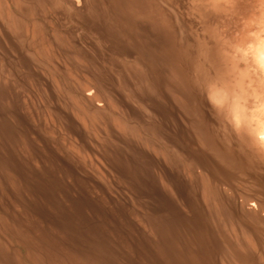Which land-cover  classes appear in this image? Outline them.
<instances>
[{
  "label": "rangeland",
  "instance_id": "obj_1",
  "mask_svg": "<svg viewBox=\"0 0 264 264\" xmlns=\"http://www.w3.org/2000/svg\"><path fill=\"white\" fill-rule=\"evenodd\" d=\"M258 51L264 0H0V264H264Z\"/></svg>",
  "mask_w": 264,
  "mask_h": 264
},
{
  "label": "bare ground",
  "instance_id": "obj_2",
  "mask_svg": "<svg viewBox=\"0 0 264 264\" xmlns=\"http://www.w3.org/2000/svg\"><path fill=\"white\" fill-rule=\"evenodd\" d=\"M77 3V2H76ZM196 19V18H195ZM160 21V20H159ZM263 47V46H262ZM258 48V47H257ZM256 48V49H257ZM235 50V49H234ZM257 53H259V56L260 57H262V55L264 56V53H262V52H260V51H258ZM262 122V121H261ZM261 124H263V123H261ZM260 128V127H259ZM255 131H257V130H255ZM260 132V131H259ZM257 134V133H256ZM258 140L259 141H261V143H262V145H263V147H264V126L262 127V125H261V132L259 133V135H258ZM259 145V144H258ZM231 149V148H230ZM257 149V148H256Z\"/></svg>",
  "mask_w": 264,
  "mask_h": 264
}]
</instances>
